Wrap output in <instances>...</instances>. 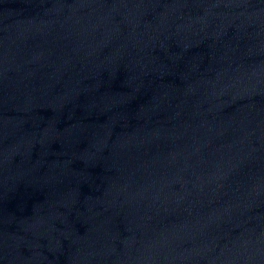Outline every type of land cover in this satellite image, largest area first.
<instances>
[{"label": "water", "instance_id": "1", "mask_svg": "<svg viewBox=\"0 0 264 264\" xmlns=\"http://www.w3.org/2000/svg\"><path fill=\"white\" fill-rule=\"evenodd\" d=\"M86 264H264V98L183 164Z\"/></svg>", "mask_w": 264, "mask_h": 264}]
</instances>
